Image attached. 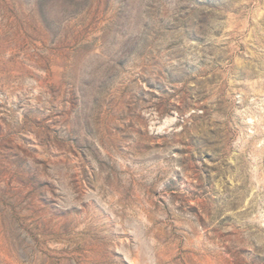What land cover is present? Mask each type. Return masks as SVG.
<instances>
[{
    "label": "rangeland",
    "instance_id": "rangeland-1",
    "mask_svg": "<svg viewBox=\"0 0 264 264\" xmlns=\"http://www.w3.org/2000/svg\"><path fill=\"white\" fill-rule=\"evenodd\" d=\"M0 264H264V0H0Z\"/></svg>",
    "mask_w": 264,
    "mask_h": 264
}]
</instances>
